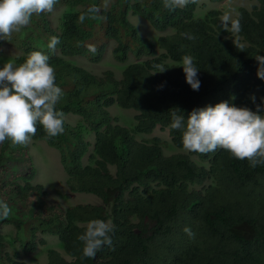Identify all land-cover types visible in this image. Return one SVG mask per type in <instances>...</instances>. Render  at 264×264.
<instances>
[{
  "label": "trees",
  "instance_id": "obj_1",
  "mask_svg": "<svg viewBox=\"0 0 264 264\" xmlns=\"http://www.w3.org/2000/svg\"><path fill=\"white\" fill-rule=\"evenodd\" d=\"M248 1L236 8L239 34L219 28L220 10L198 13L196 3L169 11L163 0H109L107 9L104 0H58L51 13L33 14L20 32L0 38V47L15 51L14 66L33 51L49 56L63 91L56 110L65 114L63 134L49 138L38 123L31 140L58 151L64 187L54 198V182L34 183L28 145L0 144V200L11 209L0 220V264H264V165L253 168L223 149L185 150L169 112L178 108L187 119L224 101L252 111L261 105L255 56H264V0ZM92 5L107 22H79ZM129 15L160 36L142 38ZM53 36L55 51L47 47ZM108 49L114 63L101 74L77 61L99 64ZM185 55L200 70L198 91L186 83ZM155 64L168 70L157 73ZM74 197L85 200L71 203ZM97 219L114 226L113 243L86 258L78 237ZM47 236L58 240L56 249Z\"/></svg>",
  "mask_w": 264,
  "mask_h": 264
},
{
  "label": "clouds",
  "instance_id": "obj_2",
  "mask_svg": "<svg viewBox=\"0 0 264 264\" xmlns=\"http://www.w3.org/2000/svg\"><path fill=\"white\" fill-rule=\"evenodd\" d=\"M58 0H0V38H11L14 32H20L29 25L33 14L51 13ZM195 0H163L164 8L175 11ZM104 9L109 7V0H104ZM234 11V10H233ZM101 7L92 5L79 15L83 23L86 19L108 17L100 15ZM225 12L220 18L219 28L230 30L234 34L242 32V14ZM139 35V34H138ZM182 37L194 39L189 33H180ZM60 43L59 37L53 36L47 47L55 51ZM242 47V46H241ZM88 50L97 53L95 45H88ZM49 56L41 51L29 53L28 58L19 66L7 62L0 69V144L10 139L13 145L26 146L37 133V124L41 125L49 138L64 132L65 114L56 110V105L63 96L61 87L56 84V72L49 63ZM258 62L257 77L264 80V56L256 55ZM186 83L192 90L198 91L201 84L198 79L200 70L190 55L182 57ZM157 73L168 69L163 64L153 65ZM235 99V97H231ZM255 103L256 97H251ZM264 98L261 105L252 111L247 107H236L228 101L193 109L185 119L180 109L170 110L172 130H183L182 145L189 152L208 154L217 149L228 151L238 160H247L251 167L264 165ZM11 213L9 205L0 200V220L7 219ZM114 226L110 222L92 220L84 234L78 239L83 242V257L94 259L104 246L111 247V234ZM184 232L194 238L191 228Z\"/></svg>",
  "mask_w": 264,
  "mask_h": 264
},
{
  "label": "rangeland",
  "instance_id": "obj_3",
  "mask_svg": "<svg viewBox=\"0 0 264 264\" xmlns=\"http://www.w3.org/2000/svg\"><path fill=\"white\" fill-rule=\"evenodd\" d=\"M196 11L199 13L201 10L205 9H218L222 12V15L225 12H231L232 16H235L236 8L240 6L247 7L251 4V1L248 0H224L223 2H211L210 0H195ZM234 10V11H233ZM59 12L56 11L53 15V21H56L58 18ZM128 19L130 23L136 28L139 35L142 38L155 41L160 34L154 30L151 25L143 18L135 15H129ZM15 51L14 49L7 44H3L0 47V66H4L5 63L11 62V58L14 57ZM80 65L88 68L89 70L101 74L103 71L110 69L111 65L114 63L113 59L110 56V49L105 53L103 60L99 64L89 63L87 60L79 59L77 60ZM116 109H111V113L115 114ZM77 118L69 117L68 121L70 123H75ZM159 136H164L163 132L156 133ZM30 150V155L34 160V164L36 166V176L34 179V183L41 185H48L49 183L54 182L53 189H50V196L53 197L54 190H61L64 186V177L62 175V168L59 162V154L58 151L47 146L44 142H30L27 144ZM54 198V197H53ZM71 203H75L76 200L84 201V199H76V197L69 199ZM61 202V201H60ZM63 204V201L61 202ZM47 240L49 244L53 248H57L59 242L56 238L47 236ZM43 263V259H39L32 264H41Z\"/></svg>",
  "mask_w": 264,
  "mask_h": 264
}]
</instances>
